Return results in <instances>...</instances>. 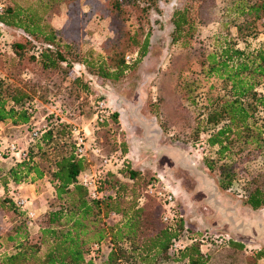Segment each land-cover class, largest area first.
<instances>
[{"label":"trees","instance_id":"1","mask_svg":"<svg viewBox=\"0 0 264 264\" xmlns=\"http://www.w3.org/2000/svg\"><path fill=\"white\" fill-rule=\"evenodd\" d=\"M2 1L0 34L1 27H7L22 35L12 46L15 58L10 63L17 70L15 81L0 78V123L25 128L29 134L34 129L33 112L29 109L33 110L38 92L47 90L53 96L50 102H58L63 114L66 110L62 101L66 98L77 101L76 90H81L82 80L69 77L72 65L82 64L96 76L117 84L134 71L150 48L151 31H146L145 25L148 26L147 13L157 0L108 1L105 10L111 24L118 17L135 16L138 26L132 34L107 42L103 48L106 57L97 56L95 60L91 51L83 52L78 44L83 54L76 59L72 55L73 43L66 41L64 32L45 22L52 7L50 0ZM184 1L170 20V45L181 51L193 46L201 10L213 0ZM223 12L212 38L213 50L206 56L202 54L200 59L205 75L220 80L225 87V95L209 104L207 123L211 129L206 131L204 140L219 160L249 145L264 149V44L252 50L237 45L239 41L255 39L260 33L264 25V0H231ZM126 53L131 54L127 55L132 58L130 62L124 61ZM175 61L176 57L170 61L171 69ZM33 68L37 80L23 79L25 70L32 74ZM71 92L75 93L73 97ZM108 115L101 122L95 120L97 128L92 133L97 134L98 153L102 150L98 141L103 135L111 133L114 139L111 142H118L113 132L107 130ZM110 120L118 125L116 113L111 114ZM72 127L68 120L52 114L40 128L39 136L32 140L36 153L31 148L25 159L0 161L10 164L5 171L0 169V190L5 194L0 199V215L4 218L15 212L28 220L13 228L12 238L7 237L14 240L13 252L4 254L0 245V264H257L264 259L263 250L248 255L234 238L221 243L214 236L193 231L178 207L170 221L163 223L158 202L140 191L144 174L131 166L123 141L118 142L116 158L106 161L111 168L101 170L96 179L102 197L91 199L88 189L78 181L87 164L86 156L76 153ZM42 146H47V150ZM38 152L50 161L47 172L35 159ZM155 182L152 178L147 186ZM40 183L51 187L56 204L47 214L46 225L39 222L31 227L30 223L41 216L31 221L9 194L20 185L38 187ZM245 203L252 210L264 209L263 175H254L249 180ZM113 217L118 219L108 224L106 220ZM181 240L185 246L173 249V244ZM101 242L108 245L107 252L91 257L90 247Z\"/></svg>","mask_w":264,"mask_h":264},{"label":"rangeland","instance_id":"2","mask_svg":"<svg viewBox=\"0 0 264 264\" xmlns=\"http://www.w3.org/2000/svg\"><path fill=\"white\" fill-rule=\"evenodd\" d=\"M108 1L110 0H68L66 2L50 0L52 7L45 17V22L64 32L66 41L73 43L72 55L76 59L81 58L83 54L80 53L77 44L83 52H92V60L97 59V56L104 58L106 52L103 48L107 42L115 40L117 36L132 34L138 26L135 16L118 17L116 23L111 24L105 10ZM229 1L231 0H213L201 10L200 25L196 27L194 44L191 48L181 51L170 45L172 32L170 20L173 11L185 1L157 0L156 6L153 4L147 13L148 26L146 23L145 29L151 31L150 48L147 55L142 58L130 75L117 84H110L96 76L92 70L78 67L80 66L78 64L72 65L69 77L71 79L81 78V90L79 92L76 90L79 96L77 101L70 98L62 101L64 103V105L61 103L62 107L65 106L66 110L62 117L73 126L86 128L87 133L90 134L87 140L88 150L85 157L87 170L85 173L92 175L101 170L105 171L111 168L106 165V161L117 156L114 153L118 151V142L123 141L126 144L124 132L110 120L113 108L109 105L110 96L106 91L110 92L112 88L123 94L126 99L135 104L138 111L137 117L134 118L138 128L133 136L134 141H139L152 151L149 153L150 158H153L154 153L174 149L172 151L176 154L175 159L178 162H180L179 158L185 155L190 158L191 164H195L190 169L178 165L173 169L175 171H171L169 179L172 178L174 185L179 187L178 192L164 187L167 192L172 191L175 195V204L177 203L189 228L204 233L207 237L220 234L234 238L243 245L246 254L252 255L259 250L264 251V229L258 226L264 223V209L252 210L246 205L245 187L254 175L264 176V149L249 145L246 148L235 150L221 160L217 159L215 151L209 148L205 155L197 152V146L206 139V131L211 129V125L207 123L209 104L215 98L225 95L222 82L205 75L200 59L202 54L206 56L212 52V38L218 29L217 21L223 15L225 5ZM2 4L3 1L0 0V7ZM260 29L255 39L239 41L238 48L252 50L262 46L264 25ZM231 31L233 35L236 34L234 28ZM21 35V32L15 29L1 27L0 78L7 82L15 81L17 70L13 68L10 60L15 58L12 46L20 41ZM94 48L96 51L93 50ZM127 55L131 54L124 55L125 62ZM175 57V66L171 69L169 63ZM15 67L20 69V66L15 65ZM63 67L66 68V65L64 64ZM35 74L34 68L32 74L25 70L22 78L37 80ZM74 94L71 92L70 97ZM36 97L32 110L34 128L45 126L47 117L53 114V107L56 103L50 102L53 96L47 90L38 92ZM98 102L106 105V116L110 114L106 119L109 124L106 129L111 130L118 141L111 142L114 140L111 138V133L103 135L98 141L102 145L100 153L95 149L97 134L92 133L97 128L95 115ZM262 115L264 116V110ZM154 121L162 132L153 126L151 122ZM11 126L9 124V127ZM9 131L17 138L13 141L22 146L27 144L32 150L35 148L25 128L17 127ZM196 138L200 142H197ZM133 143V146H138V143ZM128 146L129 144H126L127 152ZM42 149L47 150V146H42ZM36 150L35 148V153ZM37 154L35 159L47 172L50 168V161L44 160L41 153ZM173 162L175 163L174 160ZM9 166L7 161L0 163V169L3 171ZM139 171L144 174V180L140 185V191L144 192L153 176ZM181 178H183L182 181L180 180L177 184L176 179ZM34 193L35 195L31 196L28 191H21L23 196L31 199L32 207L41 216L38 221L31 222L30 225L34 227L39 222L46 225L47 214L55 208L56 204L53 190L48 184L40 183ZM4 196V192L0 190V199ZM117 219L113 217L107 219L106 222L111 224ZM26 221L28 222L25 216L20 217L15 212H10L4 218L0 215V245L4 254L13 252L14 240L7 239L8 236L10 238L14 236L13 228ZM239 226L242 228L241 231H238ZM104 254L105 252L100 255Z\"/></svg>","mask_w":264,"mask_h":264},{"label":"built area","instance_id":"3","mask_svg":"<svg viewBox=\"0 0 264 264\" xmlns=\"http://www.w3.org/2000/svg\"><path fill=\"white\" fill-rule=\"evenodd\" d=\"M0 12H2V7H0ZM132 58L130 56L126 57V62H129ZM52 113L55 116L62 117L63 110L58 102L54 104ZM32 113V109H29ZM106 115V105L103 102H98L96 107V121H102ZM4 124L0 123V131L2 130ZM41 127H35L29 134V140L32 141L34 138L39 136ZM72 137L75 141L76 153L80 157H85L87 154V137L90 135L87 133L86 128H80L79 126H73L71 130ZM207 145L201 142L197 146V152L201 155H205L207 152ZM29 147L22 146L16 141L7 143L4 146H0V161L6 158H14L16 160L25 159L28 155ZM100 172L87 174L82 173L78 177L79 183L88 189L91 199H100L102 194L97 191V177ZM144 194L148 197L154 198L161 207L162 210V222L168 223L172 217V213L177 208V203L175 204V195L172 192H167L163 185L157 184V182L150 184L144 190ZM11 198L13 199L15 205L23 212H25L31 221L38 219L40 214L36 209L32 207L31 199L25 197L21 194V190L16 188L10 192ZM214 239L226 243L231 237L225 235H214ZM185 246V241L181 240L173 244V249H182ZM108 250V245L105 242L95 243L90 247V256L93 257L95 254H103Z\"/></svg>","mask_w":264,"mask_h":264},{"label":"crops","instance_id":"4","mask_svg":"<svg viewBox=\"0 0 264 264\" xmlns=\"http://www.w3.org/2000/svg\"><path fill=\"white\" fill-rule=\"evenodd\" d=\"M93 50L96 51L95 48ZM78 65H80L78 67H84L82 64H78ZM106 93L109 94L110 96L108 102L109 105L113 108L112 113L117 114L118 126L120 127L121 131L124 132L126 144H129L126 158L130 161L132 167L139 169L143 172H146L148 174H151L155 179V181L157 182V184L163 185L165 188H169L172 191L176 190L178 192L179 187L177 185H174L172 178L169 179L170 174H172L171 171H175L173 169L178 165L183 166L185 169L186 168L190 169L193 168L195 164H191L190 158H188L185 155L179 158L180 162H178L175 159L176 154L172 151L174 149H168L167 151L154 153V155H152L153 158H150L149 153L152 151H150L142 144H140L139 141H134L133 138L135 132L138 129L136 123L137 121L136 119H134L138 115L137 114L138 111L134 106L135 104L132 103V101L126 99V97L123 94L117 92L116 89L111 88V91L110 92L106 91ZM130 117H133V119L132 118L130 119ZM154 122H151L152 124H154L153 126L157 127V129H160L158 124ZM16 128H17L16 126L9 127V125L7 124L3 126L2 130L0 131L1 145L4 146L7 143H10L13 140L17 139L16 136L13 133H11V131H9L10 129H16ZM133 142L138 143V146L137 147L133 146L134 145ZM182 153L184 154V152ZM173 160L175 161V163L173 162ZM182 179L183 178L176 179L177 184H179V181L180 180L182 181ZM36 187L37 186H35L34 184H31V185H20L17 188H19L21 191L23 190L28 191V194L34 196L35 195L34 191ZM234 213L235 211L233 212V214ZM262 225H264V223H260L258 226L263 230L264 226ZM238 229H237L238 231H241L242 230L241 226H239ZM257 264H264V259H260L259 261H257Z\"/></svg>","mask_w":264,"mask_h":264}]
</instances>
